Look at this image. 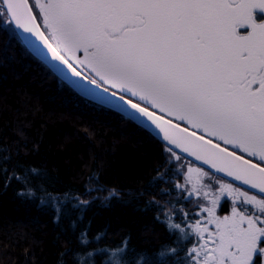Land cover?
I'll return each mask as SVG.
<instances>
[{"label": "snow or ice", "instance_id": "snow-or-ice-1", "mask_svg": "<svg viewBox=\"0 0 264 264\" xmlns=\"http://www.w3.org/2000/svg\"><path fill=\"white\" fill-rule=\"evenodd\" d=\"M34 6L45 31L29 0H0V30L29 33L72 76H91L97 89H118L115 107L127 104L136 110L128 112L133 119L147 117L173 146L167 152L175 161L184 160L174 150L180 149L215 169L187 168L191 187L182 198L192 210L172 205L164 212L175 246L162 249L159 262L140 256L135 264H167L171 257L174 264H264V166L219 144L264 162V0H35ZM31 37H24L27 45L47 58ZM52 67L68 78L59 65ZM71 83L92 91L80 80ZM167 164L175 162L168 157ZM13 178L27 187V177ZM19 194L35 195L31 188ZM222 197L231 201L230 214L220 216ZM80 243H89L86 232ZM126 248L125 242L112 250L107 264H127ZM92 255L78 256L77 264H89Z\"/></svg>", "mask_w": 264, "mask_h": 264}, {"label": "trees", "instance_id": "trees-1", "mask_svg": "<svg viewBox=\"0 0 264 264\" xmlns=\"http://www.w3.org/2000/svg\"><path fill=\"white\" fill-rule=\"evenodd\" d=\"M15 31L0 30V264H77L89 252V264H107L125 242L127 264L140 256L159 262L176 240L164 212L172 205L192 210L177 188L178 164H167L172 153L119 113L79 96ZM13 174L27 177V187L9 179ZM28 188L34 196L19 194ZM165 259L174 264L177 257Z\"/></svg>", "mask_w": 264, "mask_h": 264}, {"label": "water", "instance_id": "water-1", "mask_svg": "<svg viewBox=\"0 0 264 264\" xmlns=\"http://www.w3.org/2000/svg\"><path fill=\"white\" fill-rule=\"evenodd\" d=\"M29 5H30V2H29ZM30 7H31V5H30ZM33 15H34V11H33ZM34 16H35V15H34ZM36 22H37L38 25H40L38 21H36ZM40 30L44 31V30L42 29L41 25H40ZM19 31H20V33H21V35H20L19 37H20V39L22 40V42L25 44V46L27 47V49H28V50H29V51H30V52H31V53H32V54H33L38 60H40V61H41L46 67H48V69H49V70H50V71H51L56 77H58L61 81H63V82L66 83L69 87H71V88H72V89H73V90H74L79 96H81V97H83V98H85V99H87V100H90V101H92V102H94V103H96V104H99V105H101V106H103V107H105V108L111 109L112 111H114V112H116V113H119L120 115H122V116L125 117L126 119L132 121L133 123H135V124L138 125L139 127L143 128L144 130H146L147 132H149L154 138H156L158 141H160V142H162L163 144H165L168 148H172V147H173L172 145H167V141H164V140H163V133H160L159 135H157V133H159V129H156V128H155V125H152V124H151V121H148V120H147V117H142V116H140L139 113H136V115L139 117V119H133L132 117H130V116L128 115V112H129V111H131V112H133V113L136 112L135 109H131V106H130V105H127V104H123V103H121V104H120V108L115 107V105L119 102V94H118L115 98H113V97H112V93H113L112 91L109 90L108 93L105 94V93H104V87H101V88L97 89V88H96V85H92V84L89 83L90 78H89V79H84V78H83V75H82L81 77H74V76H72L71 71L68 70L67 67H66L65 65H62V64L60 63V61H52V60H51V53L48 52L47 48L44 47L40 41L36 40L35 37H31V34H29V33H23L22 30H19ZM25 36H29V37H31V39H32L37 45H39L45 53H47V58H45V56H42V55H40L39 53L35 52L33 49H31V48L27 45V43L25 42V40H24V37H25ZM53 63L59 65L60 69H63V70H64V73H65L66 76L68 77L67 79L65 78V75H61V72H60L57 68H53V67H52V64H53ZM73 79H75V80H80L81 85L86 86L87 88L91 89L92 91L85 92V91L82 90L81 87H78V86H76V85H73V84L71 83V80H73ZM101 97H104V98L102 99ZM134 102H135V101H134ZM141 106H143V105H141ZM121 109H123V110H121ZM149 110H150V111H153V110H151V109H149ZM155 113H156V112H155ZM156 115H160V114L156 113ZM161 116H162V115H161ZM164 118H165V117H164ZM165 119H167V118H165ZM142 120H143V121H147V123H141ZM168 120H169V119H168ZM173 123H175V122H173ZM180 126H181V127H184V126H182V125H180ZM197 134L199 135L200 133H197ZM205 138L208 139V137H206V136H205ZM213 142L216 143L215 141H213ZM220 146H221V147H224V146H222V145H220ZM225 148H226V147H225ZM227 149H228L229 151H233V150H231V149H229V148H227ZM174 150H175V153H177V154L183 156L184 158H186V159L192 161L193 163H195V164H197V165H199V166L205 168L206 170H209L210 172H215V169H210L208 165H204V164H202V161H197V160H195L194 157L188 156L187 153H182V152L180 151V149H174ZM236 154H237V155H240V154L237 153V152H236ZM243 157H244V156H243ZM244 158H246V157H244ZM246 159H249V158H246ZM249 160H250V159H249ZM253 162L256 163L255 161H253ZM261 166H262V165H261ZM216 175L221 176V177H224V179H226V180H228V181H231V180H232L231 177H225V176H224V173H217ZM233 183H234V184H239L238 181H234ZM244 187H247V186H244ZM252 191L254 192L255 190H252Z\"/></svg>", "mask_w": 264, "mask_h": 264}, {"label": "rangeland", "instance_id": "rangeland-1", "mask_svg": "<svg viewBox=\"0 0 264 264\" xmlns=\"http://www.w3.org/2000/svg\"><path fill=\"white\" fill-rule=\"evenodd\" d=\"M31 1V2H30ZM29 2H30V5H31V3L33 4V6L35 5V0H29ZM32 6V5H31ZM34 8H35V10H36V12H37V15H39V12L37 11V10H39L38 8H36L35 6H34ZM34 15H35V13H34ZM36 16V15H35ZM40 16V15H39ZM41 18H42V16H40ZM37 21H38V19H37ZM39 22V21H38ZM41 22H42V20H41ZM40 25L42 24V23H39ZM43 26V24L41 25V27ZM43 29V28H42ZM78 55H81V53H78ZM79 70V69H78ZM85 74H87V73H85ZM90 78H91V76H89ZM104 88H108L110 91H112V92H117L118 94H119V90L118 89H111L110 88V86H108V85H104L103 86ZM126 95V94H125ZM136 100V98H133V101H135ZM141 105H143V102H141ZM144 106V105H143ZM149 107V109H151V107L150 106H148ZM151 110H153V109H151ZM154 112H156V113H158V114H160V115H164V114H161V113H159V111L158 110H153ZM165 118H167V119H169V120H172L173 122H175V123H179L180 125H182V126H184V124H183V122H179V121H175L174 120V118H172V117H167V116H165ZM199 133V132H198ZM205 136H206V134H205ZM236 152V151H235ZM240 154V153H239ZM244 154V157H246V158H248L247 156H245L246 155V153H243ZM176 155H178V156H181V155H179V154H177L176 153ZM171 158H172V160H175V156H172V154H171ZM177 164H178V166L181 168V174H182V178H181V182L179 183V184H181V185H183V187H181L180 189L181 190H183L184 191V189L185 188H187V189H190V185H188L186 182H185V175H186V173H187V168L189 167V166H191V167H199V168H202V170H204V171H208V172H210L209 170H206L205 168H203V167H201V166H199V165H197V164H195V163H193L192 161H190V160H188V159H186V158H184V160L183 161H179V162H177V161H175ZM208 180H209V177H206L205 178V180H204V183L205 184H207L208 183ZM225 181H228V180H226L225 179ZM213 185L215 186V188L216 189H218L219 188V183L217 182V181H215V180H213ZM193 200H195V199H197V197L196 196H192L191 197ZM222 199V205L220 206V207H218V209H217V214L218 215H220V216H223V215H226V214H230V204H231V201L230 200H227L226 198H224V197H222L221 198ZM224 208H226V211L225 210H223ZM224 212H226V213H224Z\"/></svg>", "mask_w": 264, "mask_h": 264}, {"label": "flooded vegetation", "instance_id": "flooded-vegetation-1", "mask_svg": "<svg viewBox=\"0 0 264 264\" xmlns=\"http://www.w3.org/2000/svg\"><path fill=\"white\" fill-rule=\"evenodd\" d=\"M42 28H43V26H42ZM43 30H44V29H43ZM44 31H45V30H44ZM206 137H207V136H206ZM211 139H212L213 141H215V138H214V137L211 138ZM215 142H216V141H215ZM219 144L222 145V146H224V147H226V148H229V149H231V150H233V151H236L237 153H240L238 149H235V150H234V149H232L231 145H224L222 141H220ZM240 155L244 156V154H242V153H240ZM245 156H247V154H246ZM247 157H248V156H247ZM248 158H252L253 160L255 159V158H253V157H248Z\"/></svg>", "mask_w": 264, "mask_h": 264}]
</instances>
